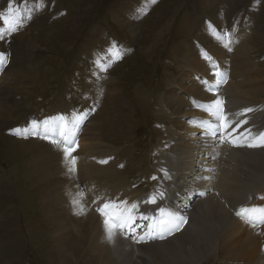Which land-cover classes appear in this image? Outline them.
Wrapping results in <instances>:
<instances>
[{
    "label": "rangeland",
    "instance_id": "1",
    "mask_svg": "<svg viewBox=\"0 0 264 264\" xmlns=\"http://www.w3.org/2000/svg\"><path fill=\"white\" fill-rule=\"evenodd\" d=\"M205 2L206 0H156L155 3H151V0H45L44 9L35 14L31 22L26 21V27L0 41V53L9 56L5 67L7 69L4 72V67L0 69V98L4 99V102H0V118H3V123H0V245L14 242L17 251L14 257L16 259L8 261L6 258H0V264H97L100 250L105 249L108 243L113 247L115 254L121 253V239L127 244V251L122 252L124 256H133L134 250L135 261L140 264H143V260L148 261L146 264L154 263L150 257L137 255V246L141 244L136 242L138 235L127 239L124 234L116 233L111 241H101L105 231L100 232L96 224L78 223L72 212L56 206L57 199L68 205L66 193L69 184L67 176L62 172V164L57 159L58 167H45L40 172L35 163L41 151L33 137L23 139L10 133L15 128L30 129L32 121L40 122L42 119L49 120L50 129L57 128L58 120L51 122L50 114L61 108L64 109V117L69 125L73 117L81 115L76 108L83 111L82 105L90 103L87 111L95 110L94 116L97 118L96 122H99V136L102 141L120 147L121 152L125 148L130 149H126L130 152L129 158L124 159V163L116 169L117 177L128 179L130 184L120 187L116 179L107 175L98 176L92 171L87 173L84 183L80 159L76 155L78 151L75 150L76 152L72 153L76 158L75 176L80 192L85 193L86 204L94 207L100 200H117L124 191L132 187L133 193L129 200L137 196L134 203H140L142 213L145 210L153 211L154 208L146 201L153 196L156 200L161 198L157 188L162 186V182L168 183L165 184L166 189H162L167 192L165 194L168 201L174 196L177 200L176 195H181V188L185 185L183 171L176 170L169 173L167 179H161V174L164 173L161 165L163 152L164 156L172 157L177 165L181 163L177 162L179 151L169 131L173 117L177 115L169 103L168 107L163 109L162 99L166 94L165 99H168L171 82H175L173 97L188 103L189 111L195 110L196 113L202 110L196 106L201 104L200 100H196L187 92L176 93L181 71L190 75V78L205 90L204 78L198 81L197 68L182 69L181 63L186 61L194 50L212 59V53L208 49L212 43L218 42L212 31L215 28L221 32L220 41L223 44L230 37L238 38L246 49L249 44L253 46L247 56L253 60V67L248 71V75L255 81L253 88L254 85L257 88L264 84V0H222L224 3L215 6H208ZM37 3L39 0H0V14L7 15L10 10H18L23 14L28 9H35ZM227 3L230 4L229 7ZM3 27V22L0 21V28ZM30 42L34 45L31 50L27 48ZM258 42L260 44L255 46ZM150 44L154 46L152 50L149 49ZM112 45L123 51L122 58L117 59L106 73L96 71L94 61L100 57L107 60L106 50ZM201 47L203 49H200ZM29 65L36 71L28 69ZM248 89L246 85L240 88L243 93ZM216 99L221 100L222 97L218 98L216 95ZM256 99L264 101V97L256 96ZM208 101L201 105L209 104ZM225 101L229 111L227 114L235 115L232 120L234 123L246 118L245 128H250L252 133L254 132L252 135H255V131L264 132V102H258L259 112L263 113L254 118L247 113L241 115L244 111L238 110L253 106L254 100L244 94L243 97H232ZM117 102V110L126 117L124 120L127 132L124 134H117L109 114V109L114 108ZM251 124L254 126H249ZM200 137V143H204ZM207 139L206 144H212H200L199 148L197 147L196 163L192 167L194 177H191L190 185L192 190L199 191L197 194H204L198 202L203 204H200L191 216L186 212L185 215L190 219L192 217V220L197 218L191 227L197 231V236H206L207 231L214 227L216 234L213 242L217 240L219 246L212 254L202 255L198 262L204 258L200 264H250L248 259V263L238 259L242 257L240 252L237 257H233L235 253L230 255L225 247L234 242L236 236L226 240V234L232 232L236 222L241 221L236 216L239 205L243 207L261 204L258 199L264 195V189H258L256 185L262 187L264 183V167L263 171L253 178L250 173L244 174V165L241 163L234 162L229 168V161L231 151H242L246 152L242 155H247L252 151L262 152L264 147L253 150L244 147L223 150L226 157L217 166L214 156L220 148L215 145L216 139ZM201 158L203 159L198 160ZM130 159L133 160V165L130 164ZM42 165L45 166V163ZM227 171L231 175L225 177V184H237L234 178L239 177L234 174L235 171L243 174L240 179L246 180L248 191L242 189L243 196L236 200L229 201L225 196L218 195L222 194L219 190L221 176ZM156 172H159L160 176H157ZM205 185L209 187L205 188ZM92 186H96L95 191H84ZM214 193L215 196H210ZM258 193L260 194L257 195ZM210 197L215 201L216 197H219L216 202L225 203L220 204L221 210L232 216V229H227L228 232L222 233L221 236L218 221H212L210 216L204 215L200 210ZM138 200L141 201L137 203ZM178 202L184 205L187 200L183 198ZM43 203L53 207L54 212H51L52 208L49 211L44 207ZM59 225L65 228L64 232L68 233L69 230L75 238L83 239L84 247L92 250V255L85 257L71 249H60L53 238ZM198 228L206 232L200 233ZM263 228L264 226L252 230L256 236H262L263 239ZM135 232L137 233V230ZM187 236L192 237L191 234ZM128 240L136 245H132ZM149 254L159 259L158 252ZM173 255L174 253H171L170 257ZM191 262L189 259L188 263L192 264ZM118 263L125 264L121 261Z\"/></svg>",
    "mask_w": 264,
    "mask_h": 264
},
{
    "label": "bare ground",
    "instance_id": "2",
    "mask_svg": "<svg viewBox=\"0 0 264 264\" xmlns=\"http://www.w3.org/2000/svg\"><path fill=\"white\" fill-rule=\"evenodd\" d=\"M205 3L209 4L208 6H213V4L215 6V5L224 3V2H222V0H206ZM229 5L230 4L227 3V7H229ZM162 27L164 28V24L162 25ZM163 28L160 30V32H162ZM250 40H249L248 44L250 43ZM155 41H156V39H155ZM259 42L257 44H254V45L255 46L259 45L260 44ZM220 43L216 42V44L212 43L210 45L208 50L212 53V59H210V60L206 59V57L204 56V54L202 52H196V50H194L192 52V54L188 57V59L186 61H183V63H181L182 69H186V68L195 69V68H197V70L199 71L198 81L200 79L204 78V82L208 81L213 86H216L215 93H211V92L207 91L205 88V84H204L205 90H202L200 88V86L190 78V75H188L187 73H185L183 71L180 72V74H179L180 77L178 76V84H177V88H176V93L182 94V93L187 92L188 94L192 95L193 98H195L196 100H200L201 104H204L205 101H208V100H209L208 103L215 101L216 95L218 98L219 97H222V98L226 97V99H230L232 97H243V94L245 96L249 97L250 99L254 100L253 106H257L258 102H264V101H259L256 99V96L264 97V84H263V82H261L263 85L259 86L257 88L254 85V88H255L254 89L253 84L255 83V81L252 79V77L250 75H248L249 74L248 71L252 70L253 66L251 65V61H253V60H252V58L248 59L247 56L251 52V50L253 49V46L249 44V47L246 49V47L241 43V41L238 38H230V37H228L224 42V44H227L228 47H224L223 46L224 44L221 41H220ZM153 44L149 45L150 50H152L151 48H154L155 44H154V46H153ZM229 47H231L230 50H229ZM27 48L31 50L32 48H34V45H32V43L30 42L29 46ZM28 67H29L28 69H30L32 71H36V69L33 68L31 65H29ZM188 81H190V82H188ZM257 82H259V81H257ZM261 83H259V84H261ZM244 85L249 87V89L247 91H245L246 93H243L240 90V88ZM175 86H176V83L171 82L169 97H168V99H165L167 96V94H166V96L162 99V104H163V109H165L166 107H168L167 104L169 103L170 107L173 109L174 112H176V115H177V117H173L174 119L172 121V127L169 128L170 130L169 129L168 130L170 131L171 136H172L174 142L176 143V146H177L176 149L179 151V153L177 154L178 155L177 162L181 161V163L177 165V163L173 160L172 157L164 156L163 155L164 152H163L162 156H161L162 157L161 158L162 159L161 165L163 166L164 173L161 174V177H162L161 179L168 177L169 173L175 172L176 170H178V172L183 171L182 175L184 178L185 185L181 188V192H185L189 195L188 197H186L187 202L183 205V204H181L175 200V196H174L173 200H171L170 202L168 201V202H169V205L171 203L174 204V206H172V208H173V211H172L173 214L172 215H174L176 217H186L185 212L191 216V213H195L196 208H198V206L200 204H203V203H200V204L198 203L201 199L200 195L197 194L199 191L197 192V190H195V189L192 190L190 188L191 187L190 185H191V180H192L191 177L193 176L192 167H194L195 163H196L195 161H196V156H197V153H196L197 147L200 144L207 145L206 139L208 137H210L209 135L206 134L205 130L199 126V122L201 120H205L206 118H212V117L210 115H208L203 110L197 111L196 113H195V110L189 111L188 109L190 108V105L188 103L184 102L182 99H180L178 97H173ZM220 90H222V92H220ZM0 102H4L3 97L0 98ZM0 105H2V104L0 103ZM183 105H184V107H183ZM118 106H119V102L116 103V106L114 108L109 109V114H111V117L113 120L112 126L114 127V129L117 130V134H119V132H122L124 134L127 132L126 131V121L124 120V118H126V117L123 115V113L120 110H117ZM197 109H201V108L197 107ZM0 113H1V111H0ZM60 116H64V109L63 108H61L60 110H57V111L56 110L53 111L50 114V121L52 122L54 120H58V118ZM96 120H97L96 116H93L92 118H90L88 115L87 119L81 121L75 129L76 144L74 146L76 148L75 150L78 151V152H76V151L75 152H76V155L79 156L78 158L80 159V165H81V169L83 172L84 183H86V180H87V173L92 171L95 174H97L98 176L107 175L113 179H116L118 181V184L120 187H125V186L130 184V181L128 179L118 178L117 177L118 173H117L116 169H117V166H120L124 163V161H123L124 159L129 158L130 152H127L126 149L127 150H130V149L125 148L121 152L120 147H116V146H113L111 144L103 142L99 136V127H100L99 122H96ZM87 121H88V123L85 124ZM0 123H3V118L2 119L0 118ZM72 123H73V121L70 122V124L68 125L69 128L72 127ZM252 125L253 124H251L249 126H252ZM20 128H22V127H20ZM40 128L44 129V125L42 124L40 126ZM243 128H245V124L243 125ZM91 131H93V133H91ZM259 133H262V131L261 130L259 132L255 131V135H258ZM51 134L56 135L57 136L56 139H59L58 134H55V133H51ZM120 135H121V133H120ZM199 136H201L200 138L202 139V141H205L204 143H200ZM33 139L35 140V143H37L39 145L40 151H41V155L38 157V159L36 160L37 162L35 163L36 169L38 168L39 171L41 172V171H43V169L45 167H54L55 165L58 167L59 166L58 160H59L60 163L62 164V172L68 178L69 188H68L67 193H66L68 205L65 204L61 199H57L58 202L55 203V205L58 207H63L66 211L72 212L76 216L78 223H80V224H92V225L96 224V227L100 230V232L103 233L105 231L104 224H103V217L100 214H98V212L96 211V208L98 206L102 205L104 203V201L100 200V201H102V203H99L100 201H98V202H96L94 207H92V206L89 207L86 204L85 198H83L82 202L85 205L86 214H84V215L76 214L77 207H75L73 205L72 201L74 198L80 199V197L78 195V193H80V190L78 187V180L76 179L75 173L74 174L68 173V164L65 162L63 152L61 150H59L56 146H54L53 144L48 142L47 140H42V139H39L36 137H33ZM173 145H174V143H173ZM208 145H210V143ZM168 147H170V146H168ZM202 148H204V147L202 146ZM244 148L249 149L246 146ZM118 151L120 154L118 153ZM243 153H246V152L231 151L229 168H230V166H233L232 163L238 162V163H241L244 165V169H245L244 174L250 173V175L253 176V178L257 177L259 172L263 171L262 168L264 167V151H262V152L252 151V153H249L247 155H242ZM121 155H123V157ZM228 155H229V153H228ZM199 156H200V154H199ZM202 159L203 158L198 159V160H202ZM102 161H107V162L102 163ZM129 162L131 165L134 164L132 159H130ZM42 163H45V166H43ZM225 163H226V160H225ZM184 165H185V167H184ZM225 167H226V165H225ZM225 167H224V169L227 168V167L226 168ZM214 169L216 170V168H214ZM202 172H204V171H202ZM155 174L157 176H160L159 172H156ZM199 174H202V173H199ZM234 174L239 177V178H234L235 181H237L236 185L233 186V185L225 184V177L231 175L229 171H227L226 174L221 176V182H219L220 183L219 190L222 194L218 193V195L225 196L229 201L236 200V199L242 197L243 196V193H241L242 189H245L248 191V187L245 186L246 180L240 179L243 177V174H240L237 171H235ZM237 174H239V175H237ZM179 175L180 174H178V176ZM212 175H213V173H212ZM180 177H181V175H180ZM130 180H131V178H130ZM218 181H220V180H218ZM171 183H172V181H171ZM165 184H166L165 182H162V189L165 187ZM175 185H177V184H175ZM258 186H259V184H258ZM258 186L256 185V188L261 189V186H259V187ZM263 186H264V183H263L262 187ZM95 187L96 186L88 187L84 191H87V193H91V192L95 191L94 190ZM208 187H206V185H205V188H208ZM236 188L238 189L237 191H236ZM131 189H132V187H131ZM131 189L124 191L118 197L117 200L127 201L129 203V205L133 204L134 201H136L135 199L137 198V196L134 197L132 200H129V197L133 193V191H132L133 189L132 190ZM162 189H160V190L164 191L166 188H164V190H162ZM232 191H233V194L231 196ZM201 194H202V196L204 195L203 193H201ZM262 194H263V192H262ZM215 195H216V193H214L210 196H215ZM261 196H263V195H261ZM180 197H183V196L181 195ZM167 200H168L167 197L164 199H160V201L158 203H155V205H152V207L154 208V210H156L157 208L158 209L163 208L161 206L166 205ZM218 200H219V197H216V201H218ZM139 201H141V200H138L137 203H139ZM206 201H205L206 203L203 201L205 203L203 205L204 210L202 208H200V210L204 215L206 214L207 216H210L212 221H214V220L218 221V223L221 227L220 228L221 233L219 236H221L222 233H225L227 229H230L232 227L233 224L231 225V222H230V220H232V216L225 214V212L223 210H221L222 205L223 204L225 205V203H223L222 201H221V203L220 202L218 203L215 201V199L213 197L208 198ZM259 201H261V200L258 199V202ZM246 202H249V201H246ZM255 202H257V201H255ZM220 204H222V205H220ZM43 205L49 211H51V208H52L51 212H54L53 207L45 205V203H43ZM139 205H140V203H139ZM140 210L142 211L141 207H140ZM147 213H148V211L146 210V214ZM186 218H187V222L189 221V225L191 224V226L188 225L185 228L184 227L185 223L182 224L179 231H174L171 239L168 238V236H170V235H167V233H165L166 238H164V239L148 238L146 243H141L140 245L137 246V252H136L137 255H141V257H144V258L145 257L152 258L154 260L153 264H189L188 263L189 259L192 260V262H191L192 264H195L200 260V257L202 255L208 256L209 254H212L213 250L216 251L219 245H218L217 240H215V242H213L214 235L216 234L214 227H212L213 229L211 231H207L206 236H204V237L199 236V235L197 236V231L195 232L191 228L194 225V222H196L197 218H194L193 220H192V217H191V219L189 217H186ZM233 223H235V221H233ZM199 226H201V225H199ZM199 226H196V227H199ZM143 227H144L143 230L145 231V233H144V236H145L147 233H149V231L146 230L145 226H143ZM252 229H253L252 227H250L249 225L245 224L242 221H240L238 223L236 222V225L233 227L232 232H228V231H227L228 233L226 232L227 233L226 234V240H229L233 236L234 237L236 236V238H235L236 240L232 243H229L230 245L225 247V248L228 252H230V255L235 253L233 257H237L238 253L240 252L242 254V257L238 258V259H243V261L245 260L247 263H248V261H247V259H248L251 262L250 264H264V237L262 239L261 238L262 236H256L253 233ZM200 230L201 229H199L198 231H200ZM64 231H65V228L62 227V225H59V227L56 230V234H53V238H54L57 246L60 249H64V248L65 249H71L74 252L80 253V254H82V256H85V257L92 255V250L84 247V240L83 239L75 238L69 232V230H68V233H66ZM257 231H258V229H257ZM204 232H206V231H204V230L200 231V233H204ZM208 232H209V234H208ZM116 233L121 234L119 231H117ZM188 234H191L192 237L187 236ZM124 235L128 239L127 235L126 234H124ZM152 235L159 236V233L153 232ZM130 237H132V236H130ZM100 240L106 241L107 240L106 234H103L101 236ZM132 245H136V244L133 243ZM0 251H2V252H0L1 260L2 259L4 260V258L8 259V261L12 260V259H16L14 257L17 255V251H16V244L14 242H10L9 244H1L0 245ZM120 251H121V253L115 254L113 247L110 245V243H108L107 246L105 247V249L100 250V254L97 258V264H119L118 263L119 261L124 262L125 264H140L139 262L135 261V259H134L136 256L134 250H133V256H124L123 255L122 252L127 251V244H126V241L123 239L120 240ZM144 251L149 252V253H157L158 252L159 257H157V258H159V259L152 257L151 254L145 253ZM171 253H174V255L170 257ZM203 259L204 258H201L200 262H202ZM200 262H198L197 264H200ZM146 263H148V261L143 260V264H146ZM91 264H95V263H91Z\"/></svg>",
    "mask_w": 264,
    "mask_h": 264
},
{
    "label": "snow or ice",
    "instance_id": "3",
    "mask_svg": "<svg viewBox=\"0 0 264 264\" xmlns=\"http://www.w3.org/2000/svg\"><path fill=\"white\" fill-rule=\"evenodd\" d=\"M155 2L156 0H151V3ZM45 6V0H39L35 9H28L23 14L18 10H10L7 15L0 14V21H2L4 25L3 28H0V41L4 40L6 36H10L26 27V21L31 22L35 14L42 11ZM212 31L214 38L220 42L221 32L215 28H213ZM223 46L228 47L227 44H224ZM106 51L108 54L107 60H105L104 57H100L94 61L96 71L101 73H106L112 64L115 63L117 59L122 58L124 54L116 45L110 46ZM204 55L206 59H211L210 57H207L206 54ZM8 62L9 56L0 53V69L6 66ZM204 84L207 91L215 93L216 86H213L208 81H205ZM196 106L210 115L212 121H215V123L209 120H201L199 122V126L203 128L206 134L210 137L221 139L226 135L227 137H231L230 142L235 147H264V132L259 133L258 135H252L250 128L244 129V131L241 132L240 129L247 123V120H243L233 127L234 122L228 119V114L224 111L222 100L216 99L209 104H197ZM92 110L94 109H90L89 111L83 112L81 115L73 117L71 128L68 127L66 118L60 116L58 118L57 128L50 129L49 120H44L43 122L34 120L31 122L30 129L15 128L11 130L10 134L23 139H28L31 136L47 140L63 152L65 162L68 164V173L74 174L76 171V158L72 153L75 151L74 145L76 144L75 129L81 121L87 119ZM251 111H253L251 108L245 109L241 115ZM41 123L44 125L43 131L39 130ZM50 133L58 134L59 139L54 138V135ZM241 138L245 140V143L240 142ZM106 162L107 161H102V163ZM152 179L155 180L156 177H152ZM78 195L80 199L74 198L72 203L77 207L76 214L84 215L86 214V208L82 201L85 197V193L81 191ZM160 196L163 198V193H161ZM146 202L154 204L156 203V197L153 196ZM96 211L103 217L106 238L109 241L113 239L117 231L121 234H124L126 231L128 233L134 232V225H136L138 219H148V217L144 215L138 216V205L135 203L129 205L127 201L108 200L98 206ZM159 212L160 218L155 220L153 224L149 225V233L145 236H140L139 239L136 240L137 243H146L148 238L164 239L166 238L165 233H167V235H172L174 231L180 230L182 224L187 222L186 217H176L172 214L166 213L164 208H160ZM236 216L239 217L242 222L254 229L259 226H264V207H242L236 212ZM153 232H158L159 236L152 235Z\"/></svg>",
    "mask_w": 264,
    "mask_h": 264
}]
</instances>
